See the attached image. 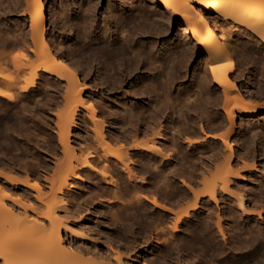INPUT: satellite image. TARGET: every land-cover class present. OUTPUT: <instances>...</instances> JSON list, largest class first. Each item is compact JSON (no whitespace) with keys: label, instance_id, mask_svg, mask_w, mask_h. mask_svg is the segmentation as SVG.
<instances>
[{"label":"rangeland","instance_id":"374dc122","mask_svg":"<svg viewBox=\"0 0 264 264\" xmlns=\"http://www.w3.org/2000/svg\"><path fill=\"white\" fill-rule=\"evenodd\" d=\"M88 1H91L92 3H94L93 6L98 5L97 11H98V17L100 20H99V29L97 30V32L91 36L87 35L88 39H86V37L82 36L81 32H78V31H81L83 29L82 28L83 24H85V26L87 24V23H84L85 18L83 17L85 14L84 12H86V8L89 9L90 7H93L90 4L91 2L89 3ZM88 1L87 0H43V5L45 7V13H46V17H47V24H46L47 32H46V35L44 36V39H45L44 41H46V42H44V43H47V46L50 45L49 47L52 48L54 53H56V51H57V54L59 55V57L65 59L68 63L71 64V66L73 68L75 67V70L78 69L77 73H78L79 77L83 81H85L86 83L90 84L91 89H89V91H87V92H85V94H83V96H82L83 99L87 98L86 99L87 101H92L96 107L99 105V103L101 104V102L103 101L101 104L103 107H101V105H99L100 107L98 106L99 108H97L98 109V117L100 116L99 117L100 120L102 122H104V123L101 122V124H103V127H106L105 124H107V125L109 124V126L111 124H113V126L111 125L109 128L108 127L106 128L111 133L109 136L110 137L112 136V139L114 138L113 137L114 134L115 135L117 134L116 136L119 135V138L116 137L118 140L127 136V132L130 133L131 131H133L135 129V127L136 128L139 127L141 130H145V128L148 125H150L147 123V122L150 123V120H149L150 118H148V117L152 118V116H149L148 113L149 114L151 113V115H153L152 111H154V107H156L157 104H158L157 106H160V104H161L160 101H163L162 103H164V101L166 100L165 102L167 104V102L169 103V101H168V99H169L170 103L168 105L173 104V103L174 104L178 103L176 105L183 107V105H185L184 100H185V98L187 99V96L189 95V93H191L190 96L193 99L194 98L193 95H195V92H197V90H198V93H199V91H201L205 87L203 84V81H202L203 79L201 77H203L202 75L204 74L203 68L207 67V65H204L206 63L202 64V61L206 60L205 59L206 56H204V55L197 56L195 54L190 59H187L189 57L183 58V60H182L183 64L180 63L177 66L178 72L175 76H173V78L171 76H168V74H167L168 70H170L169 68H167L165 74H163L161 77H158L157 71L159 69V63L157 64L155 62L156 63L155 64L156 66H155L154 63H152V61H151L149 63V65L147 63L144 67H140L138 69V71L135 72V74L133 72L132 76L129 77L127 83H124L123 89H120L119 92L117 90H113L111 92H108V90H106V88H105L106 82L108 81L107 78L109 77L108 73L113 72L114 68L116 70H118V69H117V67H114L110 64L108 65V63L104 61V58L100 54H95V55L88 54L86 51V45L89 43V41H90V45H92V44L98 43V41L102 40L104 37H105L106 41H110V39L112 38V36H113L112 34L114 33L113 31L115 30V28L112 25H110V24L107 25L105 23V21L107 20V13H105V11L108 7L110 0H88ZM95 1H98V3L97 2L95 3ZM111 1H114V0H111ZM117 2H118V4L116 6L118 7L117 12L119 14H122L125 9H130L131 5H129L130 2H128L127 0H124V1L118 0ZM87 3L90 5V7H88L89 5L87 6ZM144 3H146V4H144ZM144 3H142V0H135L134 6H136L137 11H140V10L145 11L147 7H149V8L153 7L152 10L154 12L156 11L155 7H157L158 4L150 7V5H149L150 1L149 0L145 1ZM7 4L10 5L11 12L8 15H6L5 20L2 17H0V29H1L0 30V37L2 38V35H3V39H4V37H5V39L8 38L13 43L8 47L0 46V48H1L0 54H6V56L0 57V61H1L0 68L3 67L2 68L3 70H0V73L5 74V76L8 77V79H9V80L0 79L1 80L0 81V88H2L6 92L11 93L15 99H14V101H10L6 98L0 97V173L4 177H7V179H5L3 176L0 177V205H2V206L7 205V206H10L13 208L15 207V209H17V211L20 212V213H18L16 211L15 214L16 215L18 214V218L23 221L28 215L36 216L37 212L44 213V210H45L43 203H41L39 201L40 198H38V196H37L39 193L37 194L35 189L33 187H32L33 189L31 187H29L28 184H26L28 186H25V182H28V180H29L31 185L34 184L33 182H38L43 189L42 194L45 196L44 198H46V202H51L52 199L54 198L53 192H52V189H53L52 183L55 184V183L60 182V178L62 179L65 176V175L63 176V174L66 173V170H64L66 168L64 166V164L67 166L66 161L68 162L69 159H71V161H73L72 157L74 155H71V154L65 155L64 154V153H66L63 150L64 147L61 145V143H59L60 142L59 134H61V130H59L60 128L57 127V125L59 124V120H58L59 116L67 113L69 110H71V108H69V106L68 107L66 106L68 104V102L65 99V96L68 92L67 82L58 80V78L56 76L45 75L44 73H41L42 76L37 81V84L34 88H31L26 93H23L21 91V89H22L21 87H23V85H24V80H26V78L30 77L33 70L41 63L39 60V54H41L42 48L40 46L41 43L39 44L38 39H37L36 43L31 40V37H30L31 34L29 31V22H28L29 17L26 15L23 16L24 14H26V11H27L26 9H27L28 4L26 3V0H7ZM81 8L84 11H82ZM152 10H151V12H153ZM157 13L160 14L161 11H157ZM105 17H106V19H105ZM76 23H79V25H81V26H79ZM166 24H167V22L165 23V25ZM105 25H107V26H105ZM183 25H184V22L177 21L175 23V25L169 27V31H168V34L166 35L165 40L160 41L158 39H154L156 42L154 40L142 38L145 35H141L142 37L141 36H137V37L133 36L132 37V35L130 34V31L126 28L120 29L119 36L120 37L123 36L121 38L127 39L128 41H129V37H130V39H131L130 41H134V45H133L134 48L136 50L142 49L141 51H143V54L141 53L140 55H147L148 57L151 56V54L149 53V50L144 51L145 49L142 48L144 45V41L146 43L155 42L157 44V49L155 50L154 54L156 53L158 55L163 48H165V50H167L170 53H173V52L179 53L181 48H182L181 44L182 45L186 44L189 47L193 48V47H195L193 42L194 43L196 42L193 38L192 39L194 41L192 42V41H189L190 39L188 40L184 37V35L181 32V26H183ZM23 30L26 31L24 33L29 36L28 37L29 43L27 42L26 44H23ZM88 30H89V28H88ZM104 30H106V31H104ZM201 30H203V28ZM3 32H6V34ZM126 32H129V33H126ZM129 34H130V36H129ZM7 35H10V38L7 37ZM84 38H85V40H84ZM133 38H135V39H133ZM82 41H84V43ZM228 42L226 43V45H227L226 47L229 50V53L231 54V56H233V58L237 61L238 66H239V70L237 71V74L231 75L232 80L233 79L235 80L237 78L235 80V83L237 84V86H239V88H241V90L243 89L242 90L243 92H246V91L247 92L250 91L251 93L253 92L254 97H256L255 99L259 102L260 101L263 102V104H264V94H263V96L261 95V93H263V91H264V50L261 49L256 43L250 42V41L243 39V38H239L237 36L233 37V39H230ZM37 44H38V46H37ZM164 44H165V46H163ZM58 47H60L61 49ZM31 50H32V52H30ZM84 52H86L87 55ZM83 55H84V57H82ZM87 56L89 59L87 58ZM95 56H97V57H95ZM172 56H173L172 58L175 57L174 54H172ZM90 58H92V59H90ZM87 59L89 60V62ZM93 59H95V60H93ZM91 60H93V62ZM82 61H84V62H82ZM89 63H91V64H89ZM2 64H5V65L2 66ZM23 65H27V68L23 69ZM181 65H183L184 69ZM20 66H22V68ZM87 66H88V68H87ZM151 66H154V68ZM78 67H80V68H78ZM85 67H86V69H85ZM89 67H91V68H89ZM18 68L20 69V71ZM148 68H150L151 70H148ZM110 69H111V71H110ZM180 69H183V70H180ZM87 71L89 74L86 73ZM104 72H106V73H104ZM154 72L155 73L157 72V74H155ZM99 75H100V78H99ZM102 75H103V77H102ZM165 75H166V77H165ZM234 75L236 78L234 77ZM82 77L87 78V79L85 80ZM168 77H171L172 79L171 78L169 79ZM179 77H181V78H179ZM101 78L103 81L99 82V80H101ZM164 78H168V79H164ZM104 79H107V81H105ZM55 80H57L58 82ZM155 80H157V83ZM167 80H169V81H167ZM170 80H171V82H172V80L173 81L177 80V82L175 84L173 83L174 85L168 84L169 87H167L166 84L170 83ZM178 80L180 82H178ZM104 81H105V83H104ZM154 81L157 84V92L159 93L158 95H156L157 93L154 91V84H153ZM181 81H182V83H181ZM92 82H94V83H92ZM112 83H113V81H112ZM61 84L65 85V86H63ZM171 85H172V88L170 87ZM163 86H165V87L163 88ZM133 87H134V89H132ZM144 87H146V89H144ZM166 87H167V89H170V90H168L169 92L171 91L170 93H168V95L169 94L171 95V97H172V98L170 97L171 99L169 98L170 95L165 96V94H167ZM200 87H202V88H200ZM137 89H138V91H137ZM160 89L161 90L163 89L162 90L163 92H161ZM248 89H250V90H248ZM123 90H125L127 92L126 95L124 93L125 91H123ZM132 90H135V93H133L134 91H132ZM139 91H140V93H139ZM147 92H150V94ZM141 93H142V96H140ZM160 93H162V94L160 95ZM198 93L196 94L195 98L197 97ZM220 93H222V92H220ZM184 94H186V95H184ZM147 95H149V96H147ZM101 96H104V97H101ZM221 96H222V94H221ZM94 97H95V99L99 100V103L97 105H96L97 100H95V102H94ZM105 97L106 98L108 97V98L106 99ZM110 97H114V99L110 98ZM166 97L168 99H166ZM154 98H156V99H154ZM157 98L161 99V100L159 99V103H158ZM64 99H65V101H64ZM142 99H144V100H142ZM175 99H177V100L179 99V100L175 101ZM125 100H127V101H125ZM129 100H132V101H129ZM173 100H174V102H172ZM125 102H127V103H125ZM182 102H184V104ZM190 102H191V100H190ZM149 103H150V105H149ZM154 103H156V105ZM222 103H223V101L221 102V107L223 105ZM103 104H106V105H103ZM107 104H109V105H107ZM151 105H152V107L154 106L153 109H152ZM176 105H174V108L175 107L176 108L173 110H172L173 107L172 108L170 107L171 109L170 110L168 109V111L165 112V116L162 118L163 120H161V122L163 123L165 128L169 129V131H166L167 132L166 133L167 134L166 140L162 141L163 144L161 143L160 140H156L158 142V143L157 142L156 143L162 144L161 146L163 148L166 147V149H167V146H170L168 148L169 150H170L171 146H173L172 144H174V143H172V141L176 142V140H178V142L175 143V144H177L178 147L175 145V147H174L175 150H172L173 147L170 150V152L172 151L171 152L172 154L175 152L174 155L169 153L168 150L166 152L165 151L166 149H165L164 151L166 153H169V154L165 153L167 160L165 157H164L165 158V160H164V158H162L163 155H157V154H155L156 152L155 153L151 152L152 153L151 154L148 151L146 152V151H142V150L129 151L131 153V154L129 153V155H128L129 160L132 157V159L136 163L133 160H130V163H128V165L131 166L130 170H132V174L133 173L136 174V177L134 174L132 175L136 179H134V177H133V179L130 180L131 176L129 175V173H128V175H129L128 178L129 177L130 178L128 179L126 176L127 172L125 170H123L126 168L122 166V163H119V162H117V160L114 159V161L116 162L115 164L111 163L112 164L111 165L110 163H108V165H109L108 168L112 167L111 170H112V172L114 171L112 174L111 170L108 169V170H110L109 177L114 176V178H112V179H115L114 182H110L112 180L108 179L109 177L104 178V177H102V175L100 176V174H98L99 175L98 176L97 173H99V172L94 173V171L91 169L81 170V173L79 172L81 175V177L79 178L80 180L79 179L71 180L73 185H75L74 188L67 190L66 191L67 193L65 192L66 195L65 194L62 195L64 198L66 197L65 198L66 201L69 202L70 206H69V211H67V213L70 216L67 215L68 216L67 217L65 213L59 212V215L61 217H64V221L66 220V224H67V227L69 230V231L68 230L65 231L63 229V237H64L65 241L67 243H71L72 245H74L76 247L79 245L78 247H81L82 249L86 248L85 251L88 252V253L86 252V254H89V253L90 254L86 256V257L89 256L88 259L85 260L83 258L85 261H90L91 255H93V256L99 255L102 258L104 257L105 259L108 257V259H107L108 261H106V260L102 261V259L100 260L102 262H107V264L109 262H110V264H118V261H116V257H117L116 253H118V252H120L122 255L123 264H264V231H263L264 230V220H263L264 216L261 217L262 218L261 219L257 214L256 215L253 214L254 212H252V214H245L244 213L242 215L241 214L242 210L237 209V206H236L237 203L235 202L234 203L235 205H233V201H236V198H234V196L232 197L231 196L232 194H230V193L229 194L228 193L222 194L221 193L220 194L221 196H218L217 206H215L216 203L214 201L210 200L209 198H205L202 202L204 205H202V203H201V207H202L201 209L202 210L199 209L195 212L190 211V213H192V214H190L192 217L190 215L188 217L184 216L185 210L190 209L192 204H194V201H193L194 197L192 198V196L194 194L193 195L190 194L191 191L194 188L195 189L200 188L202 185V183L200 182L201 183L200 184L198 181L199 178L202 180V178H203L201 175L202 173L200 172V174L199 173L196 174V172H199L200 169L202 170L204 168V166H205V168H208L210 170V167L206 166L208 164V161H209L207 158L208 153H209L208 150L210 147L209 145L210 144H212V145L216 144L218 146L221 145V147L224 149H225V146L223 145L222 141H220V140H218V141L210 140V141H207L208 143L204 142L203 143L204 145L199 144L197 146L195 145L192 147L187 145V143L185 142L186 141L185 138L187 139V138L191 137L192 139H194L193 137H195L194 136L195 134L193 133V131L196 129L195 132L197 133L196 134V136H197L199 133L198 132L199 129L197 127L200 125V123H202L205 126H207L210 122L212 123V125H213V123H214V125H215V123L218 125L219 123L221 124V121L219 122V120H218L219 123H217L216 118H213V119L209 118L210 120L208 121V119L203 117V114L200 112L201 109H199L200 111L198 110L196 115H195V113L191 112L192 115L190 116L191 113L189 114L188 113L189 111H187V113H184V112H186L184 110L185 107H183V110H182L181 107L179 108ZM107 106H109V108ZM149 107H150V109H149ZM221 107H220V112L222 113ZM68 108H69V110H68ZM105 109H106V111H105ZM111 109L113 112H114L113 109H117V110H115L116 117L113 114V112L111 111ZM131 109H132V111H129ZM141 109H142V111H141ZM178 109H181L182 112H179L180 110H178ZM107 110H109V112H112V114L107 112ZM123 110L124 111L126 110L125 111L126 113H124ZM86 111L87 110L80 109V111L78 112V116L76 118L75 127L72 128V132L70 135V146H72V149L74 147H77L76 149L74 148V150H76V152H78L79 155H80L79 151H81L84 148H85L84 150H86V152L82 153V154L88 153L89 151H87V150L89 148H90L89 149L90 151H92L94 149L91 146L88 147L89 145L87 143L92 141V140H90V138L88 136H91V139H93L94 143L96 142L94 140V138L97 137V136L94 137L93 133L95 132L94 131L95 126H93L91 119L88 118L89 112H86ZM140 111L142 112L141 115H140V113H141ZM173 111H175V112H173ZM176 111H178V112H176ZM132 112H135V113H132ZM199 112L202 114V116ZM82 113L85 114L84 115L85 117H83ZM137 113H139L138 114L139 116L135 115ZM144 113H146L148 116H144V115H146ZM179 113H182V115L180 116ZM104 114L106 117L104 116ZM121 114L124 116L125 119L123 118V116ZM133 114L135 116L133 118L134 119L137 118V119H135V120H133V118L130 119L131 115L133 116ZM110 115H112V117H110ZM113 115H114V117H113ZM117 115L120 117H118ZM178 115L180 117H178ZM186 115H188V116H186ZM169 116H170V118H169ZM189 116L191 117V119ZM192 116L194 117V119L197 118L196 120H198L199 117L200 118L198 121H195L192 119L193 118ZM182 117H184L186 119V121L188 120L187 121L188 123H190L189 121H191V123L189 125H187L188 123H186V125H185V123H184L185 119ZM144 118H145V120H144ZM179 118H181V119H179ZM225 118H226V116H225ZM121 119H123L124 122ZM127 119L133 120V121H131L132 123L133 122L138 123L140 120L141 121L138 124H136V125H138V127L135 126L133 123V125H134V129H133V126H132V128H130L131 127L130 125L132 123L128 122L130 120H127ZM171 119H173V121L175 123L177 122L176 124L179 125L178 128L182 126L180 129L184 131L182 134L185 133L184 134L185 137L184 136L180 137L179 139H181V140L176 139L178 137V135L176 136L175 133H173V134L176 136V138H173V139L170 138L173 135L172 132L173 131L176 132V130L178 129L177 127L173 128V127H175L176 124ZM181 120H184V121L181 122ZM205 120H207V122ZM226 120L227 119H225V121ZM145 121H146V123H145ZM171 121H172V123H171ZM192 121H195L198 124V126H196L195 129L193 128V130L191 127V124L193 123ZM98 122H100L99 119H98ZM125 123L126 124L130 123V124L127 125L128 126L127 127ZM170 123H171V125H170ZM145 124H148V125L144 126ZM151 124L154 125L153 123H151ZM220 124H219V128H217L218 126H216V125H215V128H214V125H213V127L211 126V128H213L211 130L215 129L213 132L227 134L226 132L229 131L228 128L230 127L228 120H227V123L226 122L224 123L225 126H223L222 124H221L222 126H220ZM119 125L122 127L125 126L127 131H126V129H124L125 127L124 128H121V127L118 128ZM168 125H169V127H168ZM210 125L211 124H209L208 127H210ZM170 126H172V127H170ZM186 126H187V129L190 127L188 129V131L187 130L185 131V129H184V128H186ZM192 126L194 127L193 124H192ZM224 127H225V129H224ZM226 127H228L227 128L228 130L226 129ZM91 128L94 129L93 130L94 132L92 131ZM118 129H120V130L122 129V131L125 130L126 132H124V133L122 131L119 132ZM174 129H176V130H174ZM251 129H252V131H251ZM170 130H172V131H170ZM181 130H179V131H181ZM190 130H192V131L189 133ZM156 131H157V129H156ZM153 132H154V134L156 133L155 131H153ZM153 132H151V133H153ZM256 133H257V135H256ZM120 134L122 136H120ZM149 134L147 136L143 135L144 137L132 138L133 140H131V142H134L135 141L134 139H136V138H137V140L141 138L140 140H138L136 142H142L141 140H143V139H144V141L145 140L147 141V139H145V138H147L149 136ZM189 134H190V136H189ZM174 135H173V137H175ZM199 136H200V134H199ZM149 137H153V134ZM197 137H195V138H197ZM87 138H89V142H88ZM116 138H114L115 139L114 141H116ZM154 138L155 137H153V140H154ZM232 138L234 139V141L232 140ZM168 139H170L169 142H167ZM121 140L124 141L125 138H123ZM121 140H119V142L123 143V141H121ZM151 140L152 139H150V141ZM180 141H183L184 143L180 142ZM230 141L235 144V150L240 155V157H242V156L244 157L243 160L246 161L247 157H249L250 161L248 159L247 162H250L252 164L253 163L252 159L254 157H256V159L259 161V165L264 166V114L260 115L259 117L254 118V119L241 120V118H239V120H237L236 133L231 137ZM235 141H237V142H235ZM83 143L87 145L88 149H86V145H84ZM115 143H118V142H114V144ZM121 143H118L119 146L116 144L114 146V144H113L111 148L113 150H115V149L117 150L120 148V146L123 145V144L121 145ZM165 143H166V145H165ZM178 143H179V145H178ZM90 144H92V142H90ZM96 144H97V142H96ZM129 144H131V143L129 142ZM92 145L94 146V144H92ZM180 145H181V147H179ZM116 146H117V148H113ZM123 146H125V145H123ZM126 146L125 147L128 148L129 145L127 144ZM207 146H208V148H207ZM62 147H63V149H62ZM94 147H96V145ZM125 147L124 148L122 147L120 149V151H118V150L117 151L120 153L122 149L123 150L126 149ZM194 147H196V149ZM80 148H81V150H80ZM99 149H101V148H99ZM177 149H178V151H176ZM252 149H253V151H252ZM201 150H202V152H201ZM203 150L204 151L206 150L207 152L206 151L204 152ZM99 151H100V153H102L101 150H99ZM176 152H178V153H176ZM197 154L198 155L202 154L203 157H202V155L201 156L199 155L200 156L199 157V156H197ZM79 155H76L75 157H77ZM100 155H102V154H100ZM155 155H157V156H155ZM167 155H169V157ZM246 155H248V156H246ZM68 156H69V159L67 160L66 158ZM261 156H262V158H261ZM75 157H74V159H75ZM198 157H199V160H198ZM161 158L163 160H161ZM171 158H172V160H170ZM95 159H97V158H95ZM95 159H93V160H95ZM173 159H174V161H173ZM191 159L193 162L191 161ZM200 159L201 160L203 159L202 163H201ZM111 160H113V159H111ZM160 160L162 162H159ZM194 160H195V162H194ZM71 161H69V162H71ZM131 161H132V163H131ZM196 161H198V163ZM104 162H106V161H104ZM104 162L102 163V165H104ZM150 162H151V164H150ZM190 162H192V163H190ZM242 162L240 163V165H242ZM62 163H64V164H62ZM117 163L120 166H115V165H117ZM196 163H197V165H196ZM222 163L223 162H219L218 164L220 165ZM199 164H201V165H199ZM194 165H196V167H194ZM58 166H60V167H58ZM201 166H202V168H201ZM101 168H102V166L101 167L99 166V169H101ZM212 168H213V170H216L213 166L211 167V169ZM220 168L223 169L221 167V165H220ZM220 168L218 167L219 170H220ZM62 169L64 171H62ZM191 170H193V173L195 172V175L193 174V176H191L192 175ZM260 170L262 171L261 168H260ZM140 171H142V172H140ZM168 171H170V172H168ZM261 171L254 172V174L250 175V176L244 174L245 179H244V177H243V179L242 178H236V179L234 178L233 180L237 181V185L235 182L236 187L234 186V182H233V184H231L232 190H235L236 188H237L236 190H238V187H240V186L242 187V190L240 187L238 191L235 190L234 192H241L242 191V193L246 194L245 196H247L246 200H249L250 198L251 199L249 201L253 200V201H251V202H253V204H251V205L249 204L250 205L249 209L250 208L253 209V205L255 202H257V200H258V202H257L258 204H261L262 203L261 201L264 200V186H263L264 184L262 185L261 181H260L261 184H259L258 183L259 180L257 179V177H259V176H262L264 178ZM87 172H88V174H87ZM220 172L222 173V171H220ZM140 173H142V175H141L142 177L145 176L143 179H145L147 182L145 180H142L141 177H138L140 175ZM143 173H145V175H143ZM91 174L93 177L91 176ZM209 174H212V173H209ZM209 174H205V175L209 176L212 180V175H209ZM213 174H215V173H213ZM216 174L220 175L219 173H216ZM218 175H217V177H218ZM8 177L9 178L17 177L18 180L20 181L19 183L22 182L23 184L10 183ZM90 177H91V179H90ZM189 177H192V178L194 177V178L192 179ZM138 178L141 181H138L137 180ZM257 180H258V182H257ZM115 181L117 184L115 183ZM136 181H138V182H136ZM143 181H145V182H143ZM186 181H187V183H186ZM140 182H143V183H140ZM186 184L187 185L189 184L188 188H187ZM195 186H197V187H195ZM198 186H200V187H198ZM253 188L254 189L256 188L257 191L253 190ZM202 189L204 190L203 186H202ZM243 189L244 190L246 189L245 190L246 192H243L244 191ZM248 189H249V191H248ZM195 191H196V194H195V196H196L197 190H195ZM252 191L253 192L255 191L256 195ZM184 192L187 195H185ZM135 193H139V194H135ZM198 193H200V192H198ZM144 195L148 196L149 198L151 196H152V198L153 197L158 198L159 200L158 199L157 200L161 203V205L163 204L165 208H168V210L172 209L170 211L171 213H172V211L173 212L176 211L178 213L181 210L180 211L181 213H178V214L182 215L183 217L177 215L176 212H175L176 214H174V213L171 214L168 210H166V209L163 210L164 207L159 208V207L153 206V204L151 202L144 199ZM62 196L60 195V197H62ZM188 196H190V198ZM253 196H255V197H253ZM262 196H263V198H261ZM23 197H24V199H23ZM256 197H258V198H256ZM36 198H38V199H36ZM77 200H78V202H76ZM189 200H190V203L193 201L192 204L189 203L190 205L187 204L189 202ZM14 202H16V203H14ZM174 202H175V204H174ZM206 202H207V204H206ZM17 203L20 205L18 206ZM25 203H29V204H27V206H28L27 212H25L26 211V209H25L26 204ZM177 203L179 204L178 207H176ZM21 204H23L22 206L24 208L20 207ZM186 204H187V207H189V206L190 207L187 208ZM42 206H43V209H42ZM215 209L217 211H215ZM183 210H184V213H182ZM34 212H36V214ZM196 212H198V213H196ZM214 212H216V213H214ZM209 213H211L213 216ZM242 213H243V211H242ZM175 215L178 216L177 219L179 217H182L181 219L179 218L180 220L178 219V221L180 223L176 224V220H175L176 216ZM216 215H218V217ZM250 215H251V217H250ZM234 216H235V218H234ZM15 217H17V216H15ZM6 219L10 220L11 218L7 217L4 219V217H3V219L1 221H3L6 224H4L3 222L0 221V224H1V226H0V241H1L0 244L3 245V247L5 246L7 248V252H8V250L10 252H15V251L17 252L18 248L20 250H22L24 247H27V246L22 247V244L25 245V243H30V242L36 243L35 240H37V236L35 234L32 236V233L25 230V227L23 225L20 226L18 224L19 226L17 225L18 226L17 227L16 225H14L15 224L14 222H12V224H9L8 223L9 221L7 222ZM206 219H208V220H206ZM217 220L221 221V225L223 227V230L225 231L224 235H223V236H225L224 238L222 236L221 231H219V228L217 227V226H219V225H217L218 223H216ZM211 221H212V223H211ZM174 224L177 226L176 228H175ZM204 225H206V226H204ZM13 226H16V227L13 228ZM256 226L260 229V231H258L259 230L258 228L256 230ZM171 228H173V229H171ZM251 232H253V233H251ZM257 233L260 236L259 235L257 236ZM255 234H256L257 238H256ZM250 235L252 237H250ZM2 242H4V243H2ZM5 247H4V249H5ZM4 249L1 251L6 252V250H4ZM10 252H8V253H10ZM95 254H97V255H95ZM92 259H91V261L94 262L95 259L94 260H92ZM100 261L97 260L96 262L99 263ZM2 262L3 261L0 260V264ZM99 264H102V263H99ZM103 264H106V263H103Z\"/></svg>","mask_w":264,"mask_h":264},{"label":"bare ground","instance_id":"6f19581e","mask_svg":"<svg viewBox=\"0 0 264 264\" xmlns=\"http://www.w3.org/2000/svg\"><path fill=\"white\" fill-rule=\"evenodd\" d=\"M117 1L118 0H114V1L110 0L109 4H108V7H107V9L105 11V13H107V20L105 21V23L107 25L110 24V25H112L115 28V30L113 31L115 34L114 33L112 34L113 36L110 39V41H106V39L104 37L102 40L98 41V43L90 45V41H89V43L86 45V51H87L88 54H90V55L100 54L104 58V61L108 63V65L110 64V65H112L114 67H117V69H118V70H116L114 68L113 72H111V73L107 72L109 74V77L107 78L108 81H107V79H104L105 81H107L106 85H105L106 86L105 87L106 90H108V92H111L113 90H117L119 92L120 89H123L124 83H127L129 77L132 76L133 72L135 74V72L138 71V69L140 67H144L147 63L149 65V63L151 61H152V63H154V65L156 63L157 64L159 63V69L157 71L158 72V75H157L158 77H161L163 74H165L167 68H169L170 70H168L167 74H168V76H171L173 78V76H175L177 74V72H178L177 66L180 63H182V60H183L184 57H189L187 59H190L195 54L197 56L204 55V56H206V58H205L206 60L202 61V64L206 63L204 65H207V67L203 68L204 69L203 70L204 74L202 75L203 77H201V78L203 79L202 81H203V84H204L205 87L201 91H199L200 94L198 93V90H197V92H195V95H193L194 96L193 99L190 96L191 93H189V95L187 96V99L185 98V100H184L185 105H183V107H185L184 110L186 111L184 113H187V111H189L188 112L189 114L191 112H193L196 115L198 110L201 109V111L200 110L199 111L203 114V117L208 119V121L210 119L216 118L217 119V123H219L221 121V124L223 126H225L224 123L225 122L227 123V120H228V123L230 125L229 128L226 127V129L227 128L229 129V131H227L228 129L226 130L227 134L213 132L215 129L211 130V129H213V128H211V126L213 127L214 123L212 125V123L210 122L209 124H211V125H210V127H208L209 124L207 126H205L202 123H200L201 122L200 121L199 122L200 125L198 126L197 122H195V121H198L200 117L198 118V120H196L197 118L194 119V117L192 116L193 117L192 119L195 120V121H192L193 122L192 124L194 125V127L191 124L192 130H193V128L195 129V127L198 126L197 128L199 129V131H198L199 133H198V135H197L198 137H197L196 136L197 133L195 132V130H196L195 129L193 131V133L195 134L194 136L197 137V138H195L193 136L192 137L194 139H192L191 137L187 138V139L185 138V140H186L185 142L187 143V145L192 147V146H195V145L197 146L199 144H203L204 142H207V141H210V140H213V141L220 140V141H222L223 145L225 146V149L222 148L221 145L218 146L216 144L212 145V144L209 143L210 147H209V150H208L209 153H208V157H207L209 161H208V164L206 166L210 167V170L212 172L208 168H205V166L202 169L203 171L199 168L200 171L196 172V174L197 173L200 174V172L202 173L201 175H202L203 178L200 176L202 178V180L200 178L198 180L199 183L200 182L202 183V185H201V187L198 186L200 188H197V189L194 188L195 190H197V195L196 196H195L196 191L194 189H193L194 191L193 190L191 191L190 194H192V195L194 194L193 196L191 195L192 198L194 197L193 198L194 204H192L193 201L190 203V200H189V202L187 204L190 203V204H192V206L191 207L189 206L190 209H188V210L186 209L185 210L184 216L188 217L190 214H192V213H190V211H194L195 212V211L201 209L202 208L201 207V203L203 202V200L205 198H209L210 200L214 201L216 203L215 206H217L218 196H221L220 195L221 193L222 194L223 193H228V194L230 193V194H232L231 195L232 197L234 196V198H236V201H233V205H235L234 204L235 202L237 203V205H236L237 209H240V210L243 211V213L241 211L242 215L244 213L245 214H252V212H254L253 214H255V215L257 214L260 218L263 217L264 216V200L261 201L262 202L261 204H258L257 203L258 200H257V202H255L256 204L254 203V205H253V209L254 210L251 209V208L249 209L250 205L253 204V202H251L253 200L249 201L251 198L249 200H246L247 196H245L246 194L242 193V191H241L242 187L241 186H240L241 187V190H240L241 192H234L237 188L235 190H232V186H231V184H233V182H234V186L235 187L237 185V181L233 180L234 178L235 179L236 178H242L243 179V177H244V179H245L244 174L249 175V176L253 175L254 172L261 171L260 168L262 169L261 172H262V174L264 176V166L263 165H259V161L256 159V157H254V158L252 157L253 158L252 159V162H253L252 164L250 162H247L249 157H247L246 161L243 160L244 157L242 155H241L242 157H240V155L235 150V144L230 141L231 137L236 133L237 120H239V118H241V120L254 119L256 117H259L260 115H263L264 114V104H263V102H261V101L259 102V101H257L255 99L256 97H254L253 92L252 93L250 91L249 92H247V91L243 92L242 91L243 89L241 90V88H239V86H237V84L235 83V80L237 79L235 77V75H234V77L236 79L235 80L233 79L234 81L232 80L231 75L232 74H237V71L239 70V66H238L237 61L229 53V50L226 47L227 46L226 43L230 39H233V37L237 36L239 38H243V39H246V40H248L250 42L256 43L261 49L264 50V0H225V1L224 0H149L150 1V4H149L150 7L158 4L157 7H155L156 8L155 12L152 10L153 7L152 8L147 7L145 11H141V10L137 11L136 6H134L135 0H127L128 2H130L129 3V5H131L130 9H125L124 11L122 10L123 11L122 14H119L117 12L118 11L117 10L118 7L116 6L118 4ZM145 1H148V0H142V3H144ZM88 2L90 3L91 1H88ZM96 2L98 3V1H95V3ZM26 3L28 4L27 5V9H26L27 11H26V14H24L23 16L26 15V16L29 17L28 22H29V31H30V34H31L30 37H31V40L33 42H35V43L37 42V39L39 40V44L41 43L40 46L42 48V51H41V54H39V60H40L41 63L33 70V72L30 75V77H28V78H26V80H24V85H23V87H21L22 88L21 91L23 93H26L31 88H34L36 86V84H37V81L42 76L41 73H44L45 75L56 76L58 78V80L67 82V86H68L67 90H68V92H67V94L65 96V99L68 102V104L66 106L67 107L69 106V108H71V110H69V108H68V110L70 112L68 111L67 113L59 116V119H58L59 120V124H58L59 126L57 125V127L60 128L59 130H61V134H59V136H60V142L59 143H61V145L64 147V149H63V147H62V149L67 153V154L66 153H64V154L65 155L71 154V155H74V156L72 157L73 161H71V159H69V156L66 158L67 160L69 159L68 162L71 161V162H69L70 164L66 161L67 166L64 163H62L66 167V168L64 167L65 168L64 170H66V173L63 174V176L64 175L65 176L64 177L62 176L63 177L62 179L60 178V182L58 181L59 183H55L56 185L54 183H52L53 184L52 192H53L54 198L52 199L51 202H46V198H44L45 196L42 194V190L43 189H42L41 185L38 182H33L34 184H32V185L29 182V180H28V182H25V186L29 185V187H31V188L33 187L35 189L37 194L39 193L37 196H38V198H40L39 201L41 203H43V206L45 208L44 213L37 212V214H36V212H34L36 214V216L28 215L22 221L21 219L18 218V214L17 215L15 214V212L17 211V209H15V207L13 208V207H10V206H7V205L6 206L5 205H3V206L0 205V221L3 219V217H4V219L7 218V217L11 218L10 220L6 219L7 222L9 221L8 222L9 224H12V222H14L15 223L14 225H16V226L18 224L20 226L23 225L25 227V230H27L28 232L32 233V236L34 234L37 236V240H35L36 243H31L30 242V243H25V245L22 244V247L23 246H27V247H24L22 250H20L18 248L17 252L16 251L15 252H10L8 250V252H10V253H8L7 252V248L4 246L5 247V249H4L3 245L0 244V260L3 261L2 262L3 264H97L98 263V262H96L97 260L100 261L102 259V261H104V260L108 261L107 260L108 257L106 259L103 257L104 258L103 259L101 256H99L97 254H95L97 256H93V255L90 256L91 259L93 258L92 260L95 259V261H94L95 263L93 261H91V259H90V261H85L86 259L89 258V256L88 257H86V256L90 254V253L86 254V252H87V251H85L86 248L82 249L81 247H78L79 245L76 247V246L72 245L71 243H67L65 241V239L63 237V229L65 231H67L68 227H67V224H66V220L64 221V217H61L59 215V212L65 213L66 216H67L68 215L67 211H69V206L70 205H69V202L66 201V199H65L66 197L64 198L62 195H64L67 190H70V189L74 188L75 185H73L71 180L79 179L81 177V175H80L81 170H83V169H91V170L94 171V173L99 172V173H97V175L100 174V176L102 175V177H104V178L107 177L108 178L109 175H110L109 172H110V170L112 168V167L108 168L109 167L108 163L115 164L116 163L114 161V159H115V160H117V162L122 163V166L126 168V169H123V170H125L127 172V175H126L127 178L130 175L131 178L130 177L129 178H130V180H132L133 177H134L132 175L134 174L135 177H136V174L135 173L132 174V170H130L131 166L128 165V163H130V160H133L132 157H131L130 160L128 158V155L130 153L129 151L142 150V151H146V152L148 151L149 153H151V152L155 153L156 152L155 154L163 155L162 158H164V157L166 158V154H169V153L172 152V151L170 152L172 147H173L172 150H175L174 147H175V145L177 146V144H175V143L178 142V140H176V142L171 140L172 143H174V144H172L173 146H171L170 150L168 149L170 146H167V149H166V147L163 148L161 146L163 144L162 141H165L166 138H167V134H166L167 132L166 131H169L168 128H165V126L163 125L161 120H163L162 118L165 116V112H167L168 109L170 110L173 107L172 108V110H173V109L176 108V107L174 108V105L178 104V103L175 102L176 104L173 103L174 105L173 104L168 105L170 103V100L167 98L170 95V94L168 95V93L171 92V91L170 92L168 91L170 89H167V87H169L168 84L174 85L177 82V80L173 81L174 80L173 79L172 82L170 80V83L166 84V86H167L166 87L167 94H165V96L168 95L166 97V99H168L169 103L167 102V104H166V102H165L166 100L164 101V103H162L163 101H160V103H161L160 106H157L158 104L156 105V103H154L156 105V107L153 106L154 107V111H152L153 115H151V113L150 114L148 113L150 110L147 112L149 116H152V118L148 117V118H150L149 119L150 123L149 122H147V123L150 124V125L145 124L144 126L148 125L149 127L147 126L145 128V130H141L138 127V125H136V124H138L141 121L139 119L140 121L138 123L133 122L134 125L138 127V128L135 127V129H134V125H133V123L131 121H133V120H135L137 118L134 119L133 117H135V116L133 114V116L131 115V117H130V119L133 118V120H130V119H127V120H130L128 122H130L132 124L130 125L131 127L130 126L129 127L132 128V126H133L134 130L131 131L130 133L127 132V136L123 137V138H125L124 141L121 140L123 138L120 137L121 139H119V140L123 141V143L119 142V140L116 138V137L119 138V135L116 136L117 134L115 135L113 133L114 134L113 137L116 138V141H114L115 139L114 138L112 139V136L111 137L109 136L111 133L106 129L107 127L109 128L111 125L113 126V124H111L110 126H109V124L108 125L105 124L106 127H103V124H101L102 121L99 118L100 116L98 117V109L97 108L100 107L99 105H101L103 101L100 104L99 100L95 99V97H94V102H95V100H97L96 105L99 103V105H98L99 107L98 106L96 107L95 104L92 101H87L86 100L87 98L83 99V97H82L83 94H85V92H87V91H89V89H91L90 84L86 83L85 81H83L79 77V75L77 73L78 69L75 70V67L73 68L71 66V64L68 63L65 59L59 57V55L57 54V51H56V53H54L52 48L49 47L50 45L47 46V43H44V42H46V41H44L45 40L44 36L46 35V32H47V28H46L47 17H46V13H45V7L43 5V0H26ZM9 4H7V0H0V13H1L0 17H2L4 20H5L6 15H8L11 12V9H10L11 7H10ZM90 4H91V6H93L94 3L91 2ZM144 4H146V3H144ZM88 5L89 4L87 3V6ZM97 6L98 5L90 7V5H89L88 7H90V8L89 9L86 8V12H84L85 13L84 16H83L85 18L84 23H87V24H86V26H85V24H83L82 25L83 29L81 31H78V32H81L82 36L86 37V39H88L87 35L91 36V35L95 34L97 32V30L99 29V20L100 19L98 17ZM82 8H81V10H82ZM151 10L153 12H151ZM82 11H84V10H82ZM157 11H161V13L159 14V13H157ZM105 19H106V17H105ZM177 21L184 22V25L181 26V32H182V34L184 35V37L186 39H188V40L190 39L189 41H192V42L194 40L196 41L195 43L193 42L195 47L191 48V47H189L186 44L185 45L181 44L182 48H181L179 53H176V52L170 53L167 50H165V48H163L158 55L156 53H155L156 54L155 55L154 52L157 49V44L155 43L156 41L154 39H158L160 41L161 40H165L166 35L168 34V31H169V27L175 25V23ZM166 22H167V24L165 25ZM76 24L79 25V23H76ZM107 25H105V26H107ZM79 26H81V25H79ZM88 28H89V30H88ZM121 28L128 29L130 31V34L132 35V37L133 36L137 37V36L145 35V36H143V37L141 36V37L144 38V39L154 40L155 42H148V43H146L144 41V45L142 47L143 49H145L144 51L149 50V53L151 54V56L148 57L147 55H140L141 53L143 54V51H141L142 49L141 50H136L134 48V46H133L134 45V41H130L131 40L130 37H129V41L127 39L121 38V37H123V36H121V37L119 36ZM202 28H203V30H201ZM104 31H106V30H104ZM24 32H26V31L23 30V44H26L28 42V39H29L28 37L29 36L27 34H25ZM3 33L6 34V32H3ZM126 33H129V32H126ZM130 34H129V36H130ZM7 37L10 38V35H7ZM133 39H135V38H133ZM84 40H85V38H84ZM82 42L84 43V41H82ZM12 43L13 42H11L8 38L5 39V37H4V39H3V35H2V38L0 37V46L8 47ZM37 46H38V44H37ZM163 46H165V44ZM60 47H58V48H60ZM30 52H32V50ZM84 53H86V52H84ZM87 53H86V55H87ZM172 54L175 55L174 58H172L173 57ZM4 56H6V54H0V57H4ZM82 57H84V55ZM95 57H97V56H95ZM87 58H88V56H87ZM90 59H92V58H90ZM93 60H95V59H93ZM93 60H91V61L93 62ZM82 62H84V61H82ZM88 62H89V60H88ZM0 63H1V61H0ZM89 64H91V63H89ZM3 65H5V64H2V66ZM181 66L183 67V65H181ZM20 67L22 68V66H20ZM151 67L154 68V66H151ZM2 68H0V70H3ZM25 68H27V65H23V69H25ZM78 68H80V67H78ZM87 68H88V66H87ZM89 68H91V67H89ZM85 69H86V67H85ZM183 69H184V67H183ZM183 69H180V70H183ZM148 70H151V69L148 68ZM19 71H20V69H19ZM110 71H111V69H110ZM157 72L156 73L154 72V73L157 74ZM86 73L89 74L88 71ZM104 73H106V72H104ZM102 77H103V75H102ZM165 77H166V75H165ZM171 77H168V78L170 79ZM99 78H100V75H99ZM168 78H164V79H168ZM179 78H181V77H179ZM0 79L9 80L8 77H6L5 74H2V73H0ZM83 79L86 80L87 78H83ZM55 81H57V80H55ZM100 81H103L102 78H101V80H99V82ZM105 81H104V83H105ZM112 81H113V83H112ZM155 81L157 83V80H155ZM155 81L153 83L154 84V91L157 93L156 95H158L159 93L157 92V84L155 83ZM167 81H169V80H167ZM94 82H92V83H94ZM178 82H180V81L178 80ZM181 83H182V81H181ZM61 85H63V84H61ZM172 85L170 86L171 88H172ZM63 86H65V85H63ZM164 87L165 86H163V88ZM200 88H202V87H200ZM132 89H134V87ZM144 89H146V87H144ZM162 90H161V92H163ZM248 90H250V89H248ZM123 91H125V90H123ZM132 91H134L133 93H135V90H132ZM137 91H138V89H137ZM140 91H139V93H140ZM220 92H222V93H220ZM124 93L126 95L127 92L125 91ZM142 93L140 94V96H142ZM147 93L150 94V92H147ZM197 93H198V95L195 98ZM161 94L162 93H160V95ZM221 94H222V96H221ZM263 94H264V91H263V93H261V95L263 96ZM184 95H186V94H184ZM147 96H149V95H147ZM0 97L6 98V99H8L10 101H14V99H15L14 96L11 93L4 91L2 88H0ZM101 97H104V96H101ZM170 97H171V95L169 96V98ZM110 98L114 99V97H110ZM65 99H64V101H65ZM154 99H156V98H154ZM159 99H158V103H159ZM142 100H144V99H142ZM176 100L177 99H175V101ZM190 100H191V102H190ZM125 101H127V100H125ZM129 101H132V100H129ZM222 101H223V103H222L223 105L221 107V102ZM172 102H174V100ZM184 102H182V103L184 104ZM125 103H127V102H125ZM103 105H106V104H103ZM107 105H109V104H107ZM149 105H150V103H149ZM176 106H178V105H176ZM101 107H103V106L101 105ZM107 107L109 108V106H107ZM151 107H152V105H151ZM153 107H152V109H153ZM178 107L179 108L181 107L182 110H183L182 106H178ZM220 107L222 108V113L220 112ZM80 109H84V110H87L86 112H89V115H88L89 117L88 116L87 117L91 119V122H92L93 126H95V128L93 127L95 130L92 129V128L91 129H92V131L93 130L95 131V132L93 131L94 132L93 134H94V137L97 136L96 138H94V140L97 142V144H96V142L95 143L93 142V139H91V136H88L90 138V140H92L90 142H92V144H94V146L96 145V147H94L92 144H90L89 138H87L88 142H89V143L86 142L89 145L88 147L91 146L94 149L93 150L91 149L92 151H90L89 150L90 148L88 149L87 145L83 143L84 145H86V149H88L87 151H89V152L86 153V154H82V153H85L86 150H84L85 148L82 149V150L80 148L81 151H79L80 152V155H79V153L76 152V150H74V148L76 149L77 147L73 146L74 148L72 149V146H70V135H71V132H72V128L75 127L76 118L78 116V112L80 111ZM149 109H150V107H149ZM109 110H107V112H109ZM113 110H114V112L111 109V111L115 115V113H116L115 110H117V109H113ZM178 110H180L179 112H182L181 109H178ZM105 111H106V109H105ZM125 111H124V113H126ZM129 111H132V109L129 110ZM141 111H142V109H141ZM112 112H109V113L112 114ZM173 112H175V111H173ZM176 112H178V111H176ZM132 113H135V112H132ZM139 113H137L135 115L139 116L138 115ZM141 114H142V112L140 113V115ZM144 114H146V113H144ZM202 114H201V116H202ZM84 115L85 114H83V117H85ZM114 115H113V117H114ZM148 115L146 114L144 116H148ZM179 115L181 116L182 113H179ZM179 115H178V117H180ZM191 115H192V113L190 114V116ZM104 116H105V114H104ZM186 116H188V115H186ZM225 116H226V118H225ZM110 117H112V115H110ZM115 117H116V115H115ZM118 117H120V116H118ZM123 118H124V116H123ZM169 118H170V116H169ZM182 118H184V117H182ZM98 119H99L100 122H98ZM179 119H181V118H179ZM190 119H191V117H190ZM225 119H227V120L225 121ZM121 120H123V119H121ZM144 120H145V118H144ZM171 120L173 121V119H171ZM218 120H219V122H218ZM172 121H171V123H172ZM183 121L184 120H181V122H183ZM187 121L185 119V122H184L185 125H186V123H188ZM205 121L207 122V120H205ZM123 122H124V120H123ZM189 122L191 123V121H189ZM102 123H104V122H102ZM145 123H146V121H145ZM151 123H153L154 125H152ZM171 123H170V125H171ZM190 123H188L187 125H189ZM129 124H126V126L129 125ZM219 124L217 125L215 123V125L218 126L217 128H219ZM221 124H220V126H222ZM120 125H119L118 128H120V127L124 128L125 127L124 125H123L124 127H122ZM176 125L173 128H176V127L178 128L179 125H177V126ZM215 125H214V128H215ZM172 126H170V127H172ZM168 127H169V125H168ZM181 127H179L178 129L181 130L180 129ZM124 129H126V127ZM156 129H157V131H156ZM178 129L177 130L174 129V130H176L177 133L175 131L172 132V134L175 133V135L176 136L178 135V137L176 138V136L173 134L175 137H173V135H172V137H170L171 139H173V138L179 139L182 136L185 137V135H184L185 133L182 134L184 131L183 130L179 131ZM184 129H185V131L186 130L188 131L187 126ZM224 129H225V127H224ZM192 130H190L189 133ZM118 131L120 132V131H122V129L121 130L118 129ZM126 131H127V129H126ZM126 131L124 130L122 132L124 133ZM153 131H155L156 133L154 134ZM170 131H172V130H170ZM251 131H252V129H251ZM151 132H153V133H151ZM149 133L151 135L153 134V137H155L154 140H153V137H149V136H151ZM148 134H149V136L147 138H145V139H147V141L146 140L144 141V139L142 138L143 140H141V141L142 142L144 141L143 143L142 142H136V141L140 140L141 138L138 139V140L136 138V139H134L135 140L134 142H131V140H133L132 138L144 137V136H147ZM199 134H200V136H199ZM256 135H257V133H256ZM120 136H122V135L120 134ZM189 136H190V134H189ZM150 139H152V140L150 141ZM156 140H160L162 144H157L158 142ZM169 140L170 139H168L167 142H169ZM179 140H181V139H179ZM232 140L234 141L233 138H232ZM113 141L121 143V145L123 144L125 146L128 144L129 146H128V148H126L127 146L126 147L123 146V145L120 146V148L117 149L118 151H120V149L122 147L123 148L125 147L126 149H124V150L122 149L121 152L119 153L116 149L113 150L111 148L112 145L114 144ZM183 141H180V142H183ZM129 142L131 144H129ZM235 142H237V141H235ZM118 143H115V144L119 146ZM179 143H178V145H179ZM115 144H114V146H115ZM165 145H166V143H165ZM179 147H181V145ZM99 148H101V149H99ZM113 148H117V146L113 147ZM194 148L196 149V147H194ZM207 148H208V146H207ZM253 149H252V151H253ZM99 150H101L102 153H100ZM164 150L166 152L168 150L169 153H166ZM176 151H178V149ZM201 152H202V150H201ZM174 153L173 154L171 153V154L174 155ZM176 153H178V152H176ZM100 154H102V155H100ZM76 155H79L80 157L79 156L75 157ZM157 155H155V156H157ZM199 155L197 154V156H199ZM167 156L169 157V155H167ZM246 156H248V155H246ZM74 157H75V159H74ZM199 157H198V160H199ZM202 157H203V155H202ZM95 158H97L98 160L95 159ZM162 158H161V160H163ZM165 158H164V160H165ZM261 158H262V156H261ZM93 159H95L96 161L93 160ZM111 159H113V160H111ZM161 160L159 162H162ZM166 160H167V158H166ZM170 160H172V158ZM202 160L200 159L201 163H202ZM102 161L103 162L106 161V162H104V165H102V163H103ZM173 161H174V159H173ZM191 161H192V159H191ZM249 161H250V159H249ZM192 162H190V163H192ZM194 162H195V160H194ZM196 162L198 163V161H196ZM219 162H223L222 163L223 165L220 164L223 169L220 168V165L218 164ZM241 162H242V165H240ZM131 163H132V161H131ZM197 163H196V165H197ZM150 164H151V162H150ZM196 165H194V167H196ZM199 165H201V164H199ZM60 166H58V167H60ZM99 166L100 167L102 166V168H101L102 170L99 169ZM115 166H120V165H118V163H117V165H115ZM212 166L216 170H213V168L211 169ZM218 167L220 168V170L218 169ZM201 168H202V166H201ZM108 169H110V170H108ZM64 170L62 169V171H64ZM220 171H222V173ZM113 172L111 170L112 174H113ZM140 172H142V171H140ZM168 172H170V171H168ZM191 172H190L192 174L191 176H193V174L195 175V172L193 173V170H191ZM128 173H129V175H128ZM209 173H212V174H209ZM213 173H215V174L219 173L220 175H218V174L215 175ZM87 174H88V172H87ZM205 174L212 175V180H211V178L209 176H207ZM141 175H142V173H140V175L139 176L137 175V176L141 177L142 180H145V179H143L145 176L142 177ZM143 175H145V173H143ZM217 175H218V177H217ZM1 176H3V175H1V173H0V177ZM91 176H92V174H91ZM135 177H134V179H136ZM4 178L7 179V177H4ZM112 178H114V176L113 177L110 176L108 178V179L112 180L110 182H114L115 179H112ZM189 178H192V177H189ZM90 179H91V177H90ZM257 179L259 180V182L257 180V182L259 184H261V182H262V185L264 184V178L262 176L257 177ZM137 180L141 181V180H139V178ZM116 181H115V183H116ZM138 181H136V182H138ZM145 181H143V182H145ZM9 182L10 183H14V184H18L20 181L18 180L17 177H15V178L11 177V178H9ZM143 182H140V183H143ZM235 182H236V185H235ZM186 183H187V181H186ZM19 184H23V183L21 182ZM26 184H28V185H26ZM186 186L188 188L189 184L188 185L186 184ZM202 186L204 187V190L202 189ZM195 187H197V186H195ZM240 187H238V190H239ZM238 190H236V191H238ZM245 190L243 192H246ZM253 190L257 191L256 188L255 189L253 188ZM248 191H249V189H248ZM198 192H200V193H198ZM139 193H135V194H139ZM253 193L255 194V191ZM60 195L62 197H60ZM185 195H187V194L185 193ZM188 197L190 198V196H188ZM253 197H255V196H253ZM38 198H36V199H38ZM256 198H258V197H256ZM261 198H263V196ZM23 199H24V197H23ZM144 199H146L147 201L151 202L153 204V206H155V207H159V208H163L164 207V205L163 204L161 205V203L158 201L159 200L158 198H155V197L152 198V196L149 198L148 196L144 195ZM76 202H78V200ZM14 203H16V202H14ZM23 204H21L20 207H23L22 206ZM25 204H26V207H25L26 211L25 212H27V210H28L27 209V207H28L27 204H29V203H25ZM174 204H175V202H174ZM187 204H186V207H187ZM206 204H207V202H206ZM17 205L19 206L20 204L17 203ZM176 205L175 206L178 207L179 204L177 203ZM202 205H204V204L202 203ZM43 206H42V209H43ZM189 207H187V208H189ZM165 209L168 210V208L164 207L163 210H165ZM171 210L172 209H169L168 211L170 212ZM180 211L178 213H181ZM215 211H217V210L215 209ZM175 212L176 211H174V212L172 211V213L176 214L177 212L176 213ZM18 213H20V212H18ZM178 213H177V215H179ZM182 213H184V210L182 211ZM196 213H198V212H196ZM211 213H209V214H211ZM214 213H216V212H214ZM15 216H17V217H15ZM68 216H70V215H68ZM179 216H182V215H179ZM216 216L218 217V215H216ZM177 217L178 216H176V218H175L176 224L180 223L178 221V219L179 218L181 219L183 216L179 217L178 219H177ZM250 217H251V215H250ZM234 218H235V216H234ZM206 220H208V219H206ZM1 222H3V221H1ZM211 223H212V221H211ZM216 223H218L217 225H219V226H217V225L216 226L219 228V231H221L222 236H223L225 231L223 230V227L221 225V221L217 220ZM4 224H6V223H4ZM0 226H1V224H0ZM16 226H13V228L16 227ZM174 226H175V228L177 227L175 224H174ZM204 226H206V225H204ZM257 228L258 227L256 226V230H257ZM171 229H173V228H171ZM258 231H260V229ZM251 233H253V232H251ZM251 235H250V237L253 236V235L252 236ZM258 235L259 234L257 233V236ZM255 236H256V234H255ZM257 236H256V238H257ZM224 237L225 236H223V238ZM2 243H4V242H2ZM2 248L4 250H6L7 253L4 252V251H1V250H3ZM116 256H117L116 257V261H118V264H123L121 253L120 252L116 253ZM102 261H100L99 263H102V264L106 263L107 264V262H102ZM108 264H110V262Z\"/></svg>","mask_w":264,"mask_h":264}]
</instances>
